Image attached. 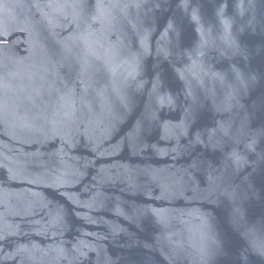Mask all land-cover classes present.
Instances as JSON below:
<instances>
[{
	"label": "water",
	"instance_id": "water-1",
	"mask_svg": "<svg viewBox=\"0 0 264 264\" xmlns=\"http://www.w3.org/2000/svg\"><path fill=\"white\" fill-rule=\"evenodd\" d=\"M0 264H264V0H0Z\"/></svg>",
	"mask_w": 264,
	"mask_h": 264
}]
</instances>
